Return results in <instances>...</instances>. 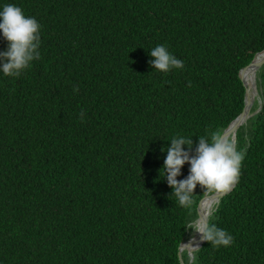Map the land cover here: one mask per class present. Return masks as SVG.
I'll return each mask as SVG.
<instances>
[{"label": "trees", "instance_id": "obj_1", "mask_svg": "<svg viewBox=\"0 0 264 264\" xmlns=\"http://www.w3.org/2000/svg\"><path fill=\"white\" fill-rule=\"evenodd\" d=\"M5 4L39 22L41 56L0 73V264H264V65L262 108L236 134L239 180L209 218L233 243L180 257L211 191L197 186L183 207L159 175L171 139H192L194 155L243 112L264 0ZM161 44L183 69L152 68Z\"/></svg>", "mask_w": 264, "mask_h": 264}, {"label": "clouds", "instance_id": "obj_2", "mask_svg": "<svg viewBox=\"0 0 264 264\" xmlns=\"http://www.w3.org/2000/svg\"><path fill=\"white\" fill-rule=\"evenodd\" d=\"M40 29L39 22L26 16L20 7L5 4L0 8V35L7 42L6 49L0 51V73L19 77L34 60L40 59ZM149 55L152 57V68L162 73L184 67V62L163 44L152 48ZM192 148V139L182 135L175 136L168 147L161 148V153L166 155L159 175L163 170V180L172 189L171 196L183 207L191 206L192 194L197 186L211 192L229 191L239 180L245 156L243 151L237 150L234 138L220 132L212 133L210 139L199 137L194 155L191 154ZM185 164L189 165V174L185 179L178 180ZM188 227L213 247H228L233 243V237L213 223L195 220Z\"/></svg>", "mask_w": 264, "mask_h": 264}, {"label": "water", "instance_id": "obj_3", "mask_svg": "<svg viewBox=\"0 0 264 264\" xmlns=\"http://www.w3.org/2000/svg\"><path fill=\"white\" fill-rule=\"evenodd\" d=\"M264 65V51L260 52L259 54L256 55V57L254 58V60L251 62L250 65H248L243 71H242V80L244 81L245 85L247 86V91H246V96H245V108L243 110V112L241 113V115L231 123V125L224 131L223 135L226 137H232L235 139L236 141V134L238 129L247 123V121L250 119L251 116H253L254 114L258 113L261 108H262V100H260L259 104V108L258 111L256 112H252V108L255 104L256 101V97H254L257 94H259L258 89H256V86L254 85V92H253V96L250 94V90L252 88V84L251 85H247L246 80L244 78V75L246 73V71L248 70H253L256 73L257 76V72L260 70V68ZM252 97V98H250ZM236 185V184H235ZM235 185H233L231 187V189L227 192H223V193H218L215 192L212 195L207 194L205 196V198L203 199V201L200 204V208H199V219L198 220H202L205 223H209V218L212 215V211L208 212L206 214H204L203 212V206L204 203L208 200H214L215 201V205H218V203L220 202V199L222 197H224L226 194L230 193ZM205 243V241H202V236L200 235V241L199 244L196 247H191L189 244H187L186 242H182V244L180 245V252H179V256L181 257V254L183 251H189V253H193L197 250H199L202 245ZM184 264V263H183Z\"/></svg>", "mask_w": 264, "mask_h": 264}, {"label": "bare ground", "instance_id": "obj_4", "mask_svg": "<svg viewBox=\"0 0 264 264\" xmlns=\"http://www.w3.org/2000/svg\"><path fill=\"white\" fill-rule=\"evenodd\" d=\"M248 74H249V79H250V84H256V73L253 70H248ZM252 98V97H250ZM212 193V192H211ZM214 200H208L204 203V207H203V212L204 214L211 212L212 208L214 207ZM200 239V235L196 234L195 232L192 233V235L190 236V238H188V240L186 241L187 244H189L190 246L196 242L197 240Z\"/></svg>", "mask_w": 264, "mask_h": 264}, {"label": "rangeland", "instance_id": "obj_5", "mask_svg": "<svg viewBox=\"0 0 264 264\" xmlns=\"http://www.w3.org/2000/svg\"><path fill=\"white\" fill-rule=\"evenodd\" d=\"M255 86H256V89H257V79H256V84H255ZM254 84H252V88H251V90H250V94L253 96V92H254ZM253 91V92H252ZM254 97H256V101L255 102H257V103H259L260 102V97H259V94H257V92H256V95L254 96ZM258 111V110H257ZM209 195H211V193L209 194ZM203 201V200H202ZM214 205H215V203H214ZM214 208V207H213ZM212 208V209H213ZM212 211V210H211ZM194 232V230L192 231V233ZM192 233H190V235H189V238H190V236L192 235ZM188 240V239H187ZM187 240H185V242L187 241Z\"/></svg>", "mask_w": 264, "mask_h": 264}]
</instances>
